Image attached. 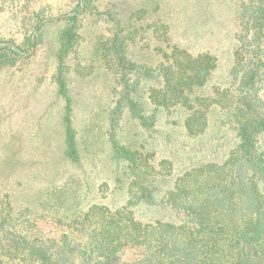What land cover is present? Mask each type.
Masks as SVG:
<instances>
[{"label": "trees", "instance_id": "16d2710c", "mask_svg": "<svg viewBox=\"0 0 264 264\" xmlns=\"http://www.w3.org/2000/svg\"><path fill=\"white\" fill-rule=\"evenodd\" d=\"M234 1V46L224 86L210 83L217 57L208 49L191 51L170 31L153 30V39L164 37L159 42L165 44L157 47L161 55L153 67L131 57V46L142 37L138 29L114 23L112 33L99 38L104 63L117 79L109 126L129 117L141 132L139 141L109 140L114 184L94 189L84 174L46 171L47 186L31 200L18 201L14 189L0 193V264H264V0ZM94 5L76 0L69 15L51 21L63 24L56 36L59 66L75 49L81 18ZM29 12L22 20L32 45L33 29L42 31L49 21L38 22L52 7ZM30 56L0 42V66ZM145 75L160 79L148 87L150 112L137 96ZM56 80L65 103L64 163L81 165L67 86L61 76ZM215 109L218 125L232 135L217 156L196 150L177 170L176 157L159 154L148 142L157 110L177 117L189 144L204 135ZM98 193L101 198H89Z\"/></svg>", "mask_w": 264, "mask_h": 264}, {"label": "rangeland", "instance_id": "374dc122", "mask_svg": "<svg viewBox=\"0 0 264 264\" xmlns=\"http://www.w3.org/2000/svg\"><path fill=\"white\" fill-rule=\"evenodd\" d=\"M92 1L95 4L92 11L81 18L75 49L59 66L56 36L62 22L46 21L40 33L33 29L31 41L34 39V44L28 45L25 41L28 30L22 15L42 4L52 7V12L44 18L68 14L76 0H0L1 45H18L31 54L15 64L0 66V193L14 189L15 198L20 202L31 200L47 186L46 171L84 174L94 189L102 182L114 184L115 171L109 165V140L116 138L128 144L139 141L141 132L129 117L122 118L114 127L109 126L107 120L117 79L105 65L102 49L98 47L99 38L110 35L114 23L133 33L138 29L142 35L136 37L138 41L130 48L131 57L137 62L143 61L150 67L155 65L161 55L157 47L165 45L159 42L164 37L153 39V30L158 28L163 34L170 31L193 52L202 49L212 52L218 60L210 83L224 86L226 82L238 11L234 0ZM24 8L27 12L21 13L19 10ZM58 76L67 86L81 165L64 163L65 103L59 94ZM159 81L157 76L145 75L139 84L137 96L147 112L153 109L148 87ZM156 114L155 130L148 142L159 154L176 157L177 170L188 162L184 158L194 156L196 150L217 156L230 145L231 131L218 125L217 109L213 110L204 135L189 143L195 146L194 150H190L188 140H183L174 114L162 110H157ZM89 198L97 200L101 193L91 194Z\"/></svg>", "mask_w": 264, "mask_h": 264}, {"label": "water", "instance_id": "95a60500", "mask_svg": "<svg viewBox=\"0 0 264 264\" xmlns=\"http://www.w3.org/2000/svg\"><path fill=\"white\" fill-rule=\"evenodd\" d=\"M67 15H69V14H62V15H60V16H56V17H46V18H43V19H41L40 22L38 23V26H41V25H42L44 22H46V21H57V20L60 19V18H64V17H66ZM34 34H35V32H34ZM34 34H33V35H34ZM32 43L34 44V39H33Z\"/></svg>", "mask_w": 264, "mask_h": 264}]
</instances>
